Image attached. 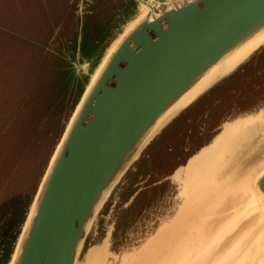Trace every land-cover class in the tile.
Listing matches in <instances>:
<instances>
[{
    "label": "water",
    "instance_id": "water-1",
    "mask_svg": "<svg viewBox=\"0 0 264 264\" xmlns=\"http://www.w3.org/2000/svg\"><path fill=\"white\" fill-rule=\"evenodd\" d=\"M135 2L138 13L114 36L110 32L99 56L90 53L86 62L94 68L73 97L68 81L58 96L60 135L5 264H76L97 211L144 149L183 110L264 50V0ZM256 117L264 121L250 115L236 123ZM243 132L250 139L238 151L231 150L228 134L222 136L221 150L229 142L231 155L220 157L225 165L212 174L213 184L227 172L238 178L226 188L242 182L237 196L231 191L215 198L209 215L188 227L183 215L200 197L193 186L201 175L185 183L171 225L176 231L159 233L160 247L176 250L186 241L180 245L200 249L194 255L190 246L173 264H264V216L258 210L264 206V125Z\"/></svg>",
    "mask_w": 264,
    "mask_h": 264
},
{
    "label": "rangeland",
    "instance_id": "rangeland-1",
    "mask_svg": "<svg viewBox=\"0 0 264 264\" xmlns=\"http://www.w3.org/2000/svg\"><path fill=\"white\" fill-rule=\"evenodd\" d=\"M137 13L135 0H0V264L6 263L52 152L48 137L24 135L12 125L27 121L62 76L73 97L94 68L86 62L90 53L97 54L110 32L114 36ZM250 115L264 116V50L183 110L144 149L97 211L76 264L177 261L173 247H160L159 233L176 231L171 225L184 185L202 173H191L192 162L222 138L224 125ZM18 140L22 149L16 148ZM207 205L190 206L183 215L186 227Z\"/></svg>",
    "mask_w": 264,
    "mask_h": 264
},
{
    "label": "bare ground",
    "instance_id": "bare-ground-1",
    "mask_svg": "<svg viewBox=\"0 0 264 264\" xmlns=\"http://www.w3.org/2000/svg\"><path fill=\"white\" fill-rule=\"evenodd\" d=\"M252 43H254V41H252L250 44H252ZM210 77L211 76H209V78ZM185 98H183L182 101L185 100ZM262 125H264V121H262L256 117L252 120H246V121H243L242 123H233V124L229 125V127L228 126L225 127L224 134H226V135L228 134V137L231 138L229 140L233 141L231 150L232 151H234V150L238 151L240 148H242V146L246 143V141H249V140H247V139H250L248 136V133H244L243 130H245L247 127L249 128L250 126H257V128H259ZM220 139L218 142L215 143V145L212 148H210L206 153H204V156H202L200 158V160H198L197 162H194L192 164V166L190 167L191 173H193L194 175L196 174L195 172H201L202 171V173L200 174L201 177L200 178L198 177L199 179L197 178L194 181L195 185L193 186L194 190L198 191L196 193H197V195H200V197L198 199L192 201V205L194 202L209 203V205L206 206V209L204 208L203 211H200L197 214V216L195 215L196 219L198 216L203 217V215H205V216L209 215V213H208L209 210H211L213 208L214 204H217L216 203L217 200L215 201V198H217L219 196L221 197L223 195H226V194L230 193L231 191H232V195L237 196L239 190L242 187V184H241L242 182H237L235 184L237 186H234V188L232 190L226 189L227 187H229L228 184L232 185L238 180V178H236L235 180H231L232 174L228 173V172H227V174H225L226 177L223 178L222 184L219 180L217 181L218 183H215V184L212 183V174L217 172L216 171L217 169H215L217 167V165L224 166L225 163L222 161V159H224L226 155H231V152H229V150H230L229 142L226 143L228 145L229 149H227L225 152H222L221 149L223 146L221 147V145L223 144V140H225V139H221V140ZM222 156H223V158L220 160V157H222ZM227 157H229V156H226V158ZM210 158H212V159L210 160ZM210 164H213V167L211 166V168L208 169ZM209 185H211V186H209ZM238 185H240V186H238ZM197 186L199 188H197ZM208 196H211V197L208 198ZM258 210L260 211V216H264V206H261L260 208H258ZM230 211H232V208H230L229 212ZM206 214H208V215H206ZM192 235H194V233H191L190 235H187V236L189 238V237H192ZM181 239L179 240V242L182 241ZM180 243L182 245H185L187 242L183 241ZM180 243L177 245V249H176L177 255H180V257H177V259H178L177 261L183 260L186 257V255L188 254L187 249L191 246V245H189V246H183L182 247L180 245ZM199 249L200 248L195 249L194 247H192L190 251L192 252V254L197 255L196 252L199 251ZM194 255H192V257H194ZM208 256H209V253L208 254L206 253L204 260H206L208 258ZM210 256H211V253H210Z\"/></svg>",
    "mask_w": 264,
    "mask_h": 264
},
{
    "label": "trees",
    "instance_id": "trees-1",
    "mask_svg": "<svg viewBox=\"0 0 264 264\" xmlns=\"http://www.w3.org/2000/svg\"><path fill=\"white\" fill-rule=\"evenodd\" d=\"M67 76V75H66ZM66 76H62L58 82L52 87V89L45 94V96L41 99V101L31 110L30 118L27 121H17L12 125L13 129H19L21 133L24 135H41L48 137L46 146L47 151L49 148L52 150L57 142V139L60 135V125L61 119L58 112V106H60L61 102L58 100V96H60L61 91L65 88V82L67 78ZM65 78V79H64ZM50 117L56 118L55 122L51 120ZM50 128V129H49ZM17 131V130H15ZM11 132V129H7V134ZM5 137V133H4ZM18 140L16 148L22 149V145ZM54 145V146H53ZM25 148V146L23 147ZM27 148V147H26ZM51 152V151H50ZM52 153V152H51ZM51 155V154H50ZM50 157V156H49Z\"/></svg>",
    "mask_w": 264,
    "mask_h": 264
},
{
    "label": "built area",
    "instance_id": "built-area-1",
    "mask_svg": "<svg viewBox=\"0 0 264 264\" xmlns=\"http://www.w3.org/2000/svg\"><path fill=\"white\" fill-rule=\"evenodd\" d=\"M156 2H169V1H173V0H154Z\"/></svg>",
    "mask_w": 264,
    "mask_h": 264
}]
</instances>
